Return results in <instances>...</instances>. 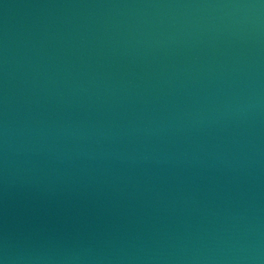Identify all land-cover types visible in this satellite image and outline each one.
<instances>
[{"label":"water","instance_id":"95a60500","mask_svg":"<svg viewBox=\"0 0 264 264\" xmlns=\"http://www.w3.org/2000/svg\"><path fill=\"white\" fill-rule=\"evenodd\" d=\"M2 264H264V0H0Z\"/></svg>","mask_w":264,"mask_h":264},{"label":"clouds","instance_id":"9594fccd","mask_svg":"<svg viewBox=\"0 0 264 264\" xmlns=\"http://www.w3.org/2000/svg\"><path fill=\"white\" fill-rule=\"evenodd\" d=\"M0 264H2V262H0Z\"/></svg>","mask_w":264,"mask_h":264}]
</instances>
